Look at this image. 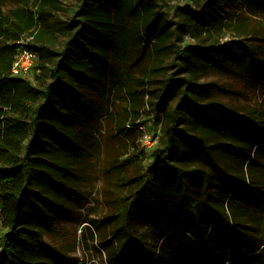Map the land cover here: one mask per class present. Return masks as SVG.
Returning <instances> with one entry per match:
<instances>
[{
	"label": "rangeland",
	"instance_id": "1",
	"mask_svg": "<svg viewBox=\"0 0 264 264\" xmlns=\"http://www.w3.org/2000/svg\"><path fill=\"white\" fill-rule=\"evenodd\" d=\"M51 1L54 5H43V0H0V16L24 11L34 13L36 19L35 26L14 42L19 46L17 54L38 45L41 4L43 13L50 14L53 34L52 44L46 46L58 54L66 37L81 30L80 4L92 0ZM206 1L107 0L110 40L115 47L110 68L117 85L107 94L91 72L73 65L59 67L61 81L75 90L85 112L78 107L69 111L61 99L53 100L57 113L70 124L60 127L62 135L68 133L70 145L45 143L55 154L40 155L47 166L37 168L41 175L30 185L37 195L30 194L28 201L23 198L25 210L18 229L4 227L0 204V252L6 235L14 232L22 237L28 231L46 246L29 253L32 262L39 264H112L126 239V264L141 255L139 246L146 248L147 260L156 257L154 264H221L235 239L244 246L241 256L250 253L238 264H264V7L223 6L202 15L198 25L194 14L202 13ZM70 25L69 34L63 36V28ZM148 27L155 35L145 30ZM86 37L93 40L91 35ZM77 39L91 47L95 41ZM189 47L236 50L247 56L227 69L206 68L194 80L188 71L190 63L174 60L175 48ZM59 56L42 60L36 53L26 75L13 76L9 70V76L40 88L52 82L50 75ZM71 56L65 57L68 64ZM178 62L181 71L175 66ZM168 79L175 83L167 84ZM160 101L165 102L164 110L155 106ZM225 113L236 117L226 119ZM212 120L217 129L211 126ZM172 127L179 131L173 140L178 159L174 165L183 168V175L182 180L176 179V187L162 191L164 181L153 175L141 177L152 162V152ZM203 131L211 134L202 137ZM196 141L199 153L191 148ZM253 142L261 145L254 147ZM163 172L167 180L169 172ZM48 179L47 186L44 180ZM180 183L196 202L190 211ZM231 190L240 191L228 203L225 197ZM150 195L152 212L146 206ZM158 207L164 212L159 214ZM123 219L128 224L126 234L119 229ZM214 222L226 225L225 229L232 227L230 234L222 231L232 238L227 246L215 244L218 230L206 244L187 239L193 234L191 228L192 232L199 228L200 234ZM164 235L166 241L161 243Z\"/></svg>",
	"mask_w": 264,
	"mask_h": 264
},
{
	"label": "trees",
	"instance_id": "2",
	"mask_svg": "<svg viewBox=\"0 0 264 264\" xmlns=\"http://www.w3.org/2000/svg\"><path fill=\"white\" fill-rule=\"evenodd\" d=\"M188 1L197 4V0ZM48 3L54 5L51 0H43L42 4L46 5ZM240 3L249 5L258 4L264 7V0H207L206 3L201 6L202 13L194 14V20L199 25L201 24L202 15L220 9L223 6L236 7ZM42 4L40 6L39 16L40 25H38V30L35 35V42L38 45L32 46V49L40 55L42 60H48L54 55H60L59 57L61 58L53 64V70L50 75L52 82L40 88L33 86L26 80L9 76V70L19 50V46L14 42L20 41L22 35L29 32L35 26L36 19L34 18V13L18 11L10 13L7 17L0 16V204L2 213L5 215L4 227L11 229H15L16 227L18 229L20 226L21 218L25 210L23 198L28 201V196L30 194L37 195L30 191L29 188L31 183L35 181L34 178L41 175L37 172V168L41 165L47 166V163L40 155L43 153L49 155L50 153L52 155L55 154L45 148V143L49 141L50 144L51 142H56L58 144L66 143L70 145L68 141L69 137L67 136L68 133L62 135L60 132L61 126L66 125L69 127L70 124L67 123L66 116L57 113L53 100L57 98L61 99L63 105L67 107L69 111L73 109L77 110L78 107L81 109V113L85 112V107L79 104L80 98L77 96L78 94L75 90L61 81L59 67H64L66 69L68 65H73L72 68L78 69L79 71L91 72L94 77H96L97 85L101 86L102 90H104L105 87L107 88V94L117 85L115 75L111 74L110 68L111 51L115 49V47L112 46L110 40L111 15L109 10L106 9L107 0H92L89 4L84 1L80 4L81 6L77 13L83 18V21L80 22L81 30L77 32L76 35L66 37L72 27L70 25L67 28H63L61 34L66 37V40L58 54L50 53V48L46 46L52 44L53 34L52 28L48 23L50 14L47 11L43 13L44 7ZM87 6L88 8H86ZM10 17L15 18V21L10 22ZM145 30L149 31L151 35H155L152 28L148 27L145 28ZM86 35L88 37L91 35L95 41L88 39ZM77 36L82 37L89 43L93 41L94 51L91 49L93 47L89 46L88 43L86 45L84 43L82 44L77 39ZM174 51V60L190 63L188 71L194 80L197 78L198 73L206 68L220 65L224 69H227L235 65L238 60L244 59V55L247 56L244 52L239 53L236 50L227 51L221 50L220 48L200 49L198 47H189L182 50L175 48ZM68 55H72L69 64L65 60V57L68 58ZM175 66L181 71V63L178 62ZM40 69L41 71H45L44 65L40 66ZM67 69L69 73L74 74L72 69ZM66 74H64V76H67V81H71L70 75ZM111 75L113 77H111ZM172 83H175V81L167 80V84ZM77 104H79L80 107ZM155 106L159 110H164L165 102L160 101ZM202 117L206 118L204 112ZM217 125L218 124L212 120L211 126L214 129H217ZM178 132L179 131L174 127L165 132L164 141L159 148L152 152V162L141 177V179L144 180L147 176L153 175L155 179L164 181L162 182V191H168V188L176 187V179L182 180L181 175H183V168L179 165H174L178 159L177 150L173 147V140ZM198 133L197 131V134ZM198 138L200 139V137ZM200 140L202 141L203 139ZM197 142L198 141H196V143L191 142V148H193L196 153H199L201 147ZM253 144L255 146L261 145V143L258 142H253ZM57 153L59 154V152ZM163 169L169 172L167 180L162 178L165 174ZM41 178L45 179L46 176L42 175ZM48 181L49 179L44 180L47 186ZM180 184L184 199L186 200L187 209L190 211L195 207L196 202L186 195L185 185L183 183ZM62 188L64 189V187ZM178 188L179 185L177 189ZM238 191L240 190L229 191L226 194L225 200L229 203L237 195ZM145 192L149 193V191L146 190ZM164 195L165 194L162 193V200L164 199ZM153 205L152 195H150L146 204L148 212H152ZM157 212L160 214V212L164 211H161L158 207ZM216 224L217 222L208 225L206 230L204 229L205 231H202L200 234L199 231L201 230H199V228H194L193 232L191 228L190 232L193 233L192 236L186 235V237L187 239L190 238L191 243L206 244L212 237L211 233L214 230H218L215 244L218 246H227V240L232 239L229 237L232 227H227V229H225L226 225L219 223L223 226H216ZM119 229H122L125 234L128 232L126 219H123ZM223 229L228 231L227 233L229 234L223 233L222 231H225ZM21 230L24 229L21 228ZM202 233L203 235L201 236ZM164 238L165 235L160 239L161 243L166 241ZM121 239L123 240V238ZM126 240L123 242L122 246H118L117 256L112 264H126L124 263L127 245ZM134 241H136V239H134ZM27 243L34 245V249L28 250ZM237 246L239 249L241 245H238L236 240L232 239L231 243L228 244L230 254L223 258L221 264H238L241 259L250 254L246 252L244 256L240 255V251H245L243 248L244 246H241L238 252L233 254ZM139 247L142 248L141 255L136 256L132 262L127 264H154L153 261L156 260V257L147 260L146 248L142 246ZM42 249L46 250V246L41 239L38 238L37 234L27 231L26 236L19 237V235H15L14 232H11L5 236L4 246L0 252V264H39V262H32L29 253L30 251L35 252V250L41 251ZM257 251L253 252L257 253ZM199 264L201 263L199 262Z\"/></svg>",
	"mask_w": 264,
	"mask_h": 264
},
{
	"label": "built area",
	"instance_id": "3",
	"mask_svg": "<svg viewBox=\"0 0 264 264\" xmlns=\"http://www.w3.org/2000/svg\"><path fill=\"white\" fill-rule=\"evenodd\" d=\"M28 48H24L21 53L19 52L20 54L15 56L10 68V74L13 76L26 75L31 70L37 52Z\"/></svg>",
	"mask_w": 264,
	"mask_h": 264
},
{
	"label": "bare ground",
	"instance_id": "4",
	"mask_svg": "<svg viewBox=\"0 0 264 264\" xmlns=\"http://www.w3.org/2000/svg\"><path fill=\"white\" fill-rule=\"evenodd\" d=\"M149 46H150V45H149ZM226 114H227V113H225V117H226V119H228V118L231 119V118L235 117V116H233V115H230V114H229V115H228V114L226 115ZM222 115H223V114H222ZM134 121H135V120H134ZM134 121H133V123H134ZM131 123H132V122H131ZM133 123H132V124H133ZM201 133H202V134H201ZM201 133H200V134H201L202 137H205L207 134H209V133H207L206 131H203V132H201ZM242 141H244V140H242ZM255 147H256V146H255ZM246 149H248L249 151L252 152L254 148L251 149L250 147H248V148H246ZM244 164H246V162H245Z\"/></svg>",
	"mask_w": 264,
	"mask_h": 264
},
{
	"label": "flooded vegetation",
	"instance_id": "5",
	"mask_svg": "<svg viewBox=\"0 0 264 264\" xmlns=\"http://www.w3.org/2000/svg\"><path fill=\"white\" fill-rule=\"evenodd\" d=\"M13 78V77H12Z\"/></svg>",
	"mask_w": 264,
	"mask_h": 264
}]
</instances>
